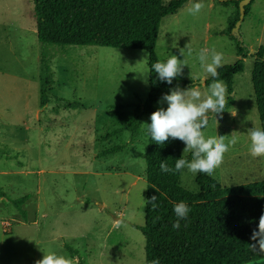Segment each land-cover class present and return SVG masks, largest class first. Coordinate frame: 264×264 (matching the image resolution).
Instances as JSON below:
<instances>
[{
	"label": "rangeland",
	"instance_id": "374dc122",
	"mask_svg": "<svg viewBox=\"0 0 264 264\" xmlns=\"http://www.w3.org/2000/svg\"><path fill=\"white\" fill-rule=\"evenodd\" d=\"M193 2L163 19L156 53L160 60L171 55L182 60L183 52L186 65L179 76L203 99L211 76L196 55L214 51L224 66L240 57L236 38L249 50L244 71L234 78L233 105L209 112L202 133L224 136L226 144L237 139L212 175L223 187L263 180L264 156L250 154L249 133L262 129L252 70L253 55L264 46V0L251 1L239 37L230 26L236 4L199 0L203 7L191 15L187 9ZM43 56L54 72L46 106L40 103ZM146 70L145 50L43 49L33 0H0V187L8 196L0 198V264H38L50 253L78 264L66 244L85 264H146L145 237L137 226L146 217L148 116L134 133L129 129L130 118L149 96V74L147 83L140 76ZM222 82L225 102L229 94ZM119 146L124 149L108 153ZM196 178L184 170L180 183L197 191ZM24 195L31 196L26 218L11 202Z\"/></svg>",
	"mask_w": 264,
	"mask_h": 264
},
{
	"label": "trees",
	"instance_id": "16d2710c",
	"mask_svg": "<svg viewBox=\"0 0 264 264\" xmlns=\"http://www.w3.org/2000/svg\"><path fill=\"white\" fill-rule=\"evenodd\" d=\"M189 0H33L37 23V37L44 49L49 46H102L116 49L145 50L148 52V68L160 60L156 45L163 19L178 12ZM226 5H237V14L230 26L240 17L239 1L222 0ZM251 5L246 6V14ZM236 48L239 59L233 65L217 69V79L226 82L228 99L223 111L234 103V78L245 68L249 50L238 38ZM252 84L261 128L264 129V46L253 55ZM43 85L40 103H49V90L54 84V72L49 61L42 57ZM213 78L205 81L209 86ZM190 90L192 83L178 76L172 84L159 81L154 72L149 73V96L130 118L129 129L134 133L142 116H148L158 107L163 93L170 88ZM72 104H69L71 107ZM150 123V119H149ZM145 153L147 194L146 199L157 196L156 207L146 205L145 224L137 226L145 237L146 264L158 259L160 264H249L264 259V249L252 239L258 231L259 220L264 215V179L240 185L223 187L212 176L197 174V191L184 188L182 173L160 171L163 161L174 169L180 156L191 160V153L184 157L180 140L166 141L157 145L148 135ZM114 147L108 153L123 150ZM104 154H107L104 152ZM0 187V198H7ZM30 195L11 202L26 218L25 203ZM183 201L190 208L186 221L178 228L173 205ZM72 258L85 264L79 251L66 244Z\"/></svg>",
	"mask_w": 264,
	"mask_h": 264
},
{
	"label": "clouds",
	"instance_id": "9594fccd",
	"mask_svg": "<svg viewBox=\"0 0 264 264\" xmlns=\"http://www.w3.org/2000/svg\"><path fill=\"white\" fill-rule=\"evenodd\" d=\"M203 7L199 0H195L191 7L187 9L188 13L195 15L200 12ZM179 60L176 55H171L166 59L158 60L151 65L150 70H146L140 76H146L154 72L159 81L172 84L182 72L184 62ZM188 56H192V50L187 52ZM196 59L200 66L212 78V83L208 86V92L205 98L201 99L199 90L188 91L180 87L170 88L166 93H163L158 101L161 106L156 111L152 112L147 123V133L152 141L157 145H164L166 141L180 140L185 147L183 152H190L192 159L186 160L180 156L176 159L174 169L161 161L160 171L163 173L180 172L186 170L192 176L199 174L212 176L214 171L218 169L223 161L224 154L228 149L237 143L236 137H233L226 144L224 136L217 135L216 137L208 136L202 133V129L207 126V114L220 113L223 111L225 99V87L221 80L217 79V68L221 66V56L214 51L209 54L205 50H201ZM250 146L249 152L254 157L264 156V129H252L249 133ZM157 196L153 195L150 199L145 200V204H151L156 207ZM173 212L176 221L173 223V228L180 226V221H186L190 208L183 201L173 205ZM261 249H264V215L261 216L258 224V231L253 233L252 239L256 240ZM38 264H70L63 256L55 253L43 255L38 261ZM152 264H160L158 259L152 261Z\"/></svg>",
	"mask_w": 264,
	"mask_h": 264
},
{
	"label": "water",
	"instance_id": "95a60500",
	"mask_svg": "<svg viewBox=\"0 0 264 264\" xmlns=\"http://www.w3.org/2000/svg\"><path fill=\"white\" fill-rule=\"evenodd\" d=\"M239 1V8H240V17L239 20L236 22L235 27L233 28L234 34L236 37H239V29L241 26L242 21L244 20V17L246 15V6H248L252 0H237ZM203 80L199 81V83H202Z\"/></svg>",
	"mask_w": 264,
	"mask_h": 264
}]
</instances>
